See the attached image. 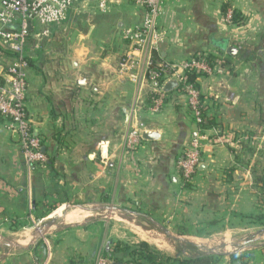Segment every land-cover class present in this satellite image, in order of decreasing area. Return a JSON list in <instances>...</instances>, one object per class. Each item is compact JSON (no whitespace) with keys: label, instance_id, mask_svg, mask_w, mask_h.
<instances>
[{"label":"crops","instance_id":"obj_1","mask_svg":"<svg viewBox=\"0 0 264 264\" xmlns=\"http://www.w3.org/2000/svg\"><path fill=\"white\" fill-rule=\"evenodd\" d=\"M225 7L240 15L238 23L225 21ZM78 12L46 37L40 27L27 47L26 108L46 167L25 162L0 115V264H96L119 243H146L170 260L264 264V0H165L156 61H225L222 73L198 79L210 118L206 131L174 80L162 109L150 111V54L123 35L143 22L137 0H114L82 32L72 28ZM4 49L0 42V66L11 62ZM133 128L159 137L131 150L126 139ZM216 135L235 141L215 145ZM196 138L203 159L185 185L178 160ZM73 209L95 215L69 225ZM151 238L182 250H162ZM234 255L244 258L232 261ZM120 256L126 264L128 255Z\"/></svg>","mask_w":264,"mask_h":264},{"label":"built area","instance_id":"obj_2","mask_svg":"<svg viewBox=\"0 0 264 264\" xmlns=\"http://www.w3.org/2000/svg\"><path fill=\"white\" fill-rule=\"evenodd\" d=\"M144 9V19L140 27L125 29V39L135 49L150 54L145 62V79L154 88L150 111L158 113L166 100L164 91L167 83L175 81L186 96L188 107L195 124L206 131L210 118L198 79L224 71L225 61L221 57L196 56L181 63L161 64L152 54L163 42L165 33L160 20L165 0H137ZM114 0H0V42L9 50L12 57L0 72V115L7 121L11 131L19 134L21 152L30 167H46L48 157L43 150L42 139L32 128L27 113L26 97L31 58L27 53L28 44L40 27L41 36H48L50 28L62 26L70 12L90 8L107 11ZM92 9V8H91ZM235 11L228 7L224 14L228 24H234ZM31 26V30H30ZM197 79L191 80L190 76ZM142 141L139 128H133L126 139V146L134 149ZM229 136L216 135L215 145L233 144ZM203 159V145L196 138L178 160L180 177L185 185H190ZM110 257L100 259L96 264H113ZM130 264V263H127Z\"/></svg>","mask_w":264,"mask_h":264},{"label":"trees","instance_id":"obj_3","mask_svg":"<svg viewBox=\"0 0 264 264\" xmlns=\"http://www.w3.org/2000/svg\"><path fill=\"white\" fill-rule=\"evenodd\" d=\"M227 11V7L224 8V14ZM240 19V15L235 12L233 23H238ZM6 56L12 57V54L9 50L4 49L3 52ZM31 63V62H30ZM191 80L197 79L196 75L190 76ZM166 88V87H165ZM164 88V91L168 93V91ZM126 254L128 255V260L126 262L130 264H217L219 261L218 257H197L194 259H184V260H170L168 258H165L164 255H162L157 250L151 248L148 244L142 243L137 247L130 248L128 246H125L123 244H115L110 247L109 249V257L115 261V263H122L124 264V258L120 256V254ZM244 258L243 255H234L232 257V261H235L237 259Z\"/></svg>","mask_w":264,"mask_h":264},{"label":"rangeland","instance_id":"obj_4","mask_svg":"<svg viewBox=\"0 0 264 264\" xmlns=\"http://www.w3.org/2000/svg\"><path fill=\"white\" fill-rule=\"evenodd\" d=\"M90 10H92V11H90ZM94 10H96V9H94L93 6H91L90 8L80 9L77 14L74 13V17H73V21H72L73 30L74 31H81V32L87 30L90 27V25L94 22V20L96 19V18H93V17L97 16V13H96L97 11L95 12ZM74 210H77V209H73L70 212H72ZM62 214H63V212H62ZM94 215L90 213V216H94ZM57 217H59V215ZM60 219H61V217H59L58 220H60ZM164 239H166V238H164ZM167 240H168V244L171 248L168 250L169 252H175V251L182 250V245H180L177 242H171L170 243L169 239H167ZM219 244H221V243H219ZM162 250H164V249H162ZM165 251H167V250L165 249Z\"/></svg>","mask_w":264,"mask_h":264},{"label":"bare ground","instance_id":"obj_5","mask_svg":"<svg viewBox=\"0 0 264 264\" xmlns=\"http://www.w3.org/2000/svg\"><path fill=\"white\" fill-rule=\"evenodd\" d=\"M68 223L69 225H75V224H80L82 222H84L88 217H90V213L88 212H81L80 209H77V210H74L72 212H70V216H68ZM133 226V225H132ZM135 228V227H134ZM44 230V229H43ZM139 230V229H138ZM137 230V231H138ZM32 232V231H30ZM141 232V231H140ZM25 233H28V232H25ZM31 234V233H30ZM24 235V234H23ZM28 237V235H27ZM146 237V236H145ZM144 237V238H145ZM35 238V237H34ZM28 239V238H27ZM25 240V239H24ZM22 240V242L24 241ZM150 241L154 244H156L159 248L161 249H166L167 251L170 248L169 244H168V240L167 239H164V238H151ZM185 241V240H184ZM30 242V241H29ZM150 242V243H151ZM204 247V246H203ZM211 249V248H210ZM212 250V249H211Z\"/></svg>","mask_w":264,"mask_h":264},{"label":"water","instance_id":"obj_6","mask_svg":"<svg viewBox=\"0 0 264 264\" xmlns=\"http://www.w3.org/2000/svg\"><path fill=\"white\" fill-rule=\"evenodd\" d=\"M30 30H31V26H30ZM235 51L236 50H234L233 48H230L229 49V53L231 54V55H235ZM1 70H2V68H0V72H1ZM81 82V81H80ZM78 83L79 85H81V86H83L84 85V81L83 82H81V83ZM173 82H170V83H168L165 87V89L168 91V90H170L172 87H173ZM140 133H141V137H142V139H144V140H147V141H155V140H157L158 139V137H159V135L156 133V132H154V133H145L144 132V130H140ZM15 135H16V137L18 138V139H20V137H19V134L17 133V132H15ZM201 166V165H200ZM200 168V167H199ZM50 227V224H48L46 227H45V229H44V231H43V234L48 230V228ZM113 264H122V263H113Z\"/></svg>","mask_w":264,"mask_h":264}]
</instances>
